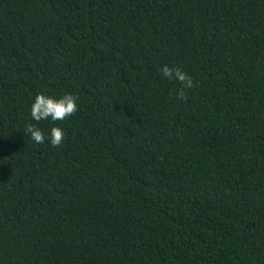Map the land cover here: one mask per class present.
<instances>
[{
  "label": "trees",
  "instance_id": "obj_1",
  "mask_svg": "<svg viewBox=\"0 0 264 264\" xmlns=\"http://www.w3.org/2000/svg\"><path fill=\"white\" fill-rule=\"evenodd\" d=\"M0 264H264V0H0Z\"/></svg>",
  "mask_w": 264,
  "mask_h": 264
},
{
  "label": "clouds",
  "instance_id": "obj_2",
  "mask_svg": "<svg viewBox=\"0 0 264 264\" xmlns=\"http://www.w3.org/2000/svg\"><path fill=\"white\" fill-rule=\"evenodd\" d=\"M161 73L168 80L175 79L180 82L182 87L176 93L178 99L184 98L183 89L193 87L192 78L180 68L164 65ZM78 110L79 96L75 93H64L57 97L39 92L35 95L30 105V116L36 122L48 120L53 126L46 134L39 127L29 124L25 129V134L29 135L31 140L37 145L44 144L47 141L52 147H59L67 133L64 128L55 125V122L64 121Z\"/></svg>",
  "mask_w": 264,
  "mask_h": 264
}]
</instances>
